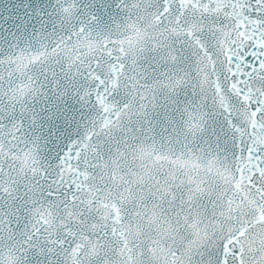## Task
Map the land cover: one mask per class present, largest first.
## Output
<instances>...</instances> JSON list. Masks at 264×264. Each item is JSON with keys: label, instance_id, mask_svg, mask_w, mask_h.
Wrapping results in <instances>:
<instances>
[{"label": "snow or ice", "instance_id": "6c2138e0", "mask_svg": "<svg viewBox=\"0 0 264 264\" xmlns=\"http://www.w3.org/2000/svg\"><path fill=\"white\" fill-rule=\"evenodd\" d=\"M0 264H264V0H0Z\"/></svg>", "mask_w": 264, "mask_h": 264}]
</instances>
